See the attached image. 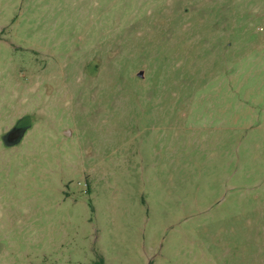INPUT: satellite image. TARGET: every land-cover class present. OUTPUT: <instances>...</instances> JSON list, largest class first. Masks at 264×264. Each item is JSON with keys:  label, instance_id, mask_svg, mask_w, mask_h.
<instances>
[{"label": "rangeland", "instance_id": "1", "mask_svg": "<svg viewBox=\"0 0 264 264\" xmlns=\"http://www.w3.org/2000/svg\"><path fill=\"white\" fill-rule=\"evenodd\" d=\"M102 258L264 264V0H0V264Z\"/></svg>", "mask_w": 264, "mask_h": 264}, {"label": "trees", "instance_id": "2", "mask_svg": "<svg viewBox=\"0 0 264 264\" xmlns=\"http://www.w3.org/2000/svg\"><path fill=\"white\" fill-rule=\"evenodd\" d=\"M98 264H106V263H105L104 259L102 258V259H100V260L98 261Z\"/></svg>", "mask_w": 264, "mask_h": 264}, {"label": "water", "instance_id": "3", "mask_svg": "<svg viewBox=\"0 0 264 264\" xmlns=\"http://www.w3.org/2000/svg\"><path fill=\"white\" fill-rule=\"evenodd\" d=\"M70 131L68 130L67 133H69Z\"/></svg>", "mask_w": 264, "mask_h": 264}]
</instances>
